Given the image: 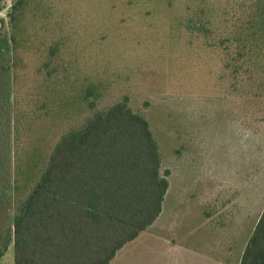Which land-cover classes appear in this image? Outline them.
Listing matches in <instances>:
<instances>
[{
  "label": "trees",
  "instance_id": "trees-1",
  "mask_svg": "<svg viewBox=\"0 0 264 264\" xmlns=\"http://www.w3.org/2000/svg\"><path fill=\"white\" fill-rule=\"evenodd\" d=\"M105 2L14 0L0 28V259L109 264L161 214L170 171L151 121L127 93L100 105L121 77L98 70L105 55L137 37L121 27L162 22L216 55L223 98L264 120V0ZM240 264H264V208Z\"/></svg>",
  "mask_w": 264,
  "mask_h": 264
},
{
  "label": "rangeland",
  "instance_id": "rangeland-1",
  "mask_svg": "<svg viewBox=\"0 0 264 264\" xmlns=\"http://www.w3.org/2000/svg\"><path fill=\"white\" fill-rule=\"evenodd\" d=\"M13 1L1 0L0 28ZM87 4L91 13L112 8ZM121 28L137 37L119 38L105 53L98 70L121 77L100 105L130 96L151 121L170 186L162 216L109 264H239L264 208V120L223 98L216 55L164 38L159 25ZM15 60L29 66L20 54ZM0 264H14L12 247Z\"/></svg>",
  "mask_w": 264,
  "mask_h": 264
},
{
  "label": "crops",
  "instance_id": "crops-1",
  "mask_svg": "<svg viewBox=\"0 0 264 264\" xmlns=\"http://www.w3.org/2000/svg\"><path fill=\"white\" fill-rule=\"evenodd\" d=\"M165 200H166V197H165ZM164 203H165V201H164ZM164 207H165V205H163V210H162V212H161V214L159 215V217L156 219V221L155 222H157V220L162 216V214H163V211H164ZM155 222L151 225V226H153L154 224H155ZM150 226V227H151ZM150 227H148V228H150ZM147 228V229H148ZM146 229V230H147ZM146 230H144V231H146ZM251 236V235H250ZM250 238V237H249ZM249 240V239H248ZM134 241V240H133ZM132 242V241H131ZM248 242V241H247ZM130 243V242H129ZM247 244V243H246ZM127 245V244H126ZM246 246V245H245ZM244 249H245V247H244ZM243 252H244V250H243ZM242 255H243V253H242ZM211 257H213V258H215V259H218L216 256H211ZM241 258H242V256H241ZM241 261V260H240ZM224 263H226V264H231V263H229L228 261H226V262H224ZM239 264H240V262H239Z\"/></svg>",
  "mask_w": 264,
  "mask_h": 264
}]
</instances>
